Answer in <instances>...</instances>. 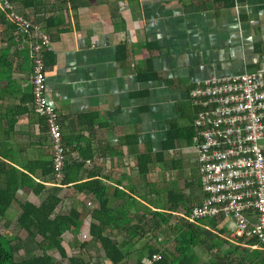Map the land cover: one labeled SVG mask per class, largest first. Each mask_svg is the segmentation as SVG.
Segmentation results:
<instances>
[{"label":"crops","instance_id":"crops-1","mask_svg":"<svg viewBox=\"0 0 264 264\" xmlns=\"http://www.w3.org/2000/svg\"><path fill=\"white\" fill-rule=\"evenodd\" d=\"M8 1L15 13L41 25L49 36L50 48L43 54L46 89L59 115L66 163L90 157L83 162L81 181L94 174L152 211L166 205L172 173L180 171L182 158L196 162L192 147L178 144L161 152L170 127L183 129L193 120L188 100L192 85L212 76L264 71V0H235L230 8L213 0ZM31 68L30 39L10 22L0 2V162L24 173L33 170L32 179L45 187L38 196L18 190L5 218L13 204L39 205L54 191L62 200L69 193L71 206L81 208L82 200L96 206L92 196L71 186L56 187L52 175L42 174L51 162V149L42 119L31 111ZM188 109L192 116L187 124ZM165 152L177 156L169 159ZM144 154L150 163L143 177L138 156ZM161 169L171 186L165 189L164 203L148 183ZM187 176L181 177L184 188ZM145 186L147 196L141 192ZM110 198L111 205L121 204ZM202 198L199 187L191 205ZM219 228L225 230L222 223ZM218 236L232 244L227 235ZM232 245L245 248L240 242Z\"/></svg>","mask_w":264,"mask_h":264},{"label":"built area","instance_id":"built-area-1","mask_svg":"<svg viewBox=\"0 0 264 264\" xmlns=\"http://www.w3.org/2000/svg\"><path fill=\"white\" fill-rule=\"evenodd\" d=\"M0 2L10 22L30 39L31 111L45 125L51 175L56 187L63 189L60 183L68 149L59 115L47 95L43 54L50 48L49 36L41 25L15 13L8 0ZM188 100L194 111L191 147L203 198L192 206L186 221L222 219L224 226H233L229 242L255 241L243 246L264 253V71L197 81ZM82 232L78 233L80 239L89 240ZM159 260L160 255H153L144 264Z\"/></svg>","mask_w":264,"mask_h":264},{"label":"trees","instance_id":"trees-1","mask_svg":"<svg viewBox=\"0 0 264 264\" xmlns=\"http://www.w3.org/2000/svg\"><path fill=\"white\" fill-rule=\"evenodd\" d=\"M213 1L227 8L233 7L235 3V0ZM194 134L192 121L189 126L183 129L172 125L161 152L173 150L181 142L191 146ZM158 157L163 158V153H159ZM87 158L90 157H83L79 163H65L63 179L60 184L65 188L71 186L76 193L92 196L96 206L85 211L87 214L84 213L82 207L77 206H71L68 211L62 212L60 207L63 198L56 191L48 193L39 205L30 202L18 203L20 212L16 224L18 229L26 234V238L23 240L16 237L8 239L4 235H0V264H65V261L66 264H87L80 258L68 257L62 246L65 233H70L75 237L85 225L86 233L91 240L99 244L104 259L109 264H123L129 260L131 254L136 252L132 249L136 237L143 238L149 233L152 235L151 239L161 246L157 248L151 243H145L138 249L140 252H138L134 264H144L143 259H150L157 254L160 255V260L153 264H198L199 258L194 251L196 246L201 245V247H205L206 251H211L218 246L217 243L212 244L207 240V237L213 234L207 228L223 235L224 228L217 229L223 220L200 219L196 223L186 221L185 217L189 215L192 206L183 191L180 192L174 187L175 189L169 190L167 193L165 206L157 207L159 210L154 211L150 210L148 206H143L145 211L139 215L135 209L137 201L132 196L118 189L111 190L112 188L107 183L95 178L94 174L88 175L89 180L81 181L80 172L83 162ZM149 163L148 154L138 156V170L141 176L144 177L148 174ZM46 167V171L42 172L43 176L52 174L51 162ZM34 174L31 169L28 173H24L0 162V219H5L12 203L16 202L18 190L28 189L36 196L45 192V187L32 179L31 176ZM189 186L192 185L189 184ZM199 187H201L200 182ZM109 196L120 200L121 204L111 205ZM172 218H175L176 223L170 226ZM85 219L88 220L87 224H84ZM203 220L207 221L206 228L198 226L199 223L204 222ZM166 229L170 231L171 235L165 234ZM114 234H123L124 240L119 244L115 243ZM218 234L212 236L218 240L220 238ZM158 235L165 237V243L173 241L175 243L173 249H167V245L162 246V240H159ZM221 240L229 247L221 255L216 252L215 257L209 259V264H228L223 260V256L230 258L238 251L248 254L252 258L249 264H264L263 251L256 249L249 252L241 246L232 247L227 241ZM255 243V241L240 240V244L251 246ZM31 245L33 246L30 247ZM82 247L84 246L82 245ZM35 250L40 251V254H33ZM50 250H55L60 259H55L48 254ZM20 251L25 257L16 261L15 254ZM144 253L146 254L144 255ZM244 260L242 258L236 263L245 264Z\"/></svg>","mask_w":264,"mask_h":264},{"label":"rangeland","instance_id":"rangeland-1","mask_svg":"<svg viewBox=\"0 0 264 264\" xmlns=\"http://www.w3.org/2000/svg\"><path fill=\"white\" fill-rule=\"evenodd\" d=\"M191 111L188 109L187 111V120L186 123L188 124L189 121L191 120ZM179 146H183V149H191V146H186L183 142L178 143ZM188 153H192V150H188ZM168 155L169 159H174L177 155L175 152H165ZM195 160V159H194ZM194 160L192 158H188L186 156H184L180 162V165H178V167L180 168L179 172H173V183L172 185V189L177 188L178 191H183L184 194H186V196H188V199H190V206H193L191 204H193L195 202V196L198 197L199 196V176L197 174V170H196V165L194 162ZM173 161V160H172ZM159 167V166H158ZM158 169V168H157ZM177 173V174H176ZM185 174H187V180L188 183L191 184L192 186H189L188 184V188H184V181L183 178L185 177ZM181 177L182 180H181ZM142 181V180H141ZM175 182V183H174ZM193 182V183H192ZM148 183H150V185L153 186V188H155V192H156V197L158 202L164 203L166 195H165V189H170L171 186H169V183H165L164 182V175H163V170H156L154 174H152V176H150L148 178ZM143 185V182L141 183V185H139L140 187ZM146 185V184H145ZM144 186V185H143ZM175 187V188H174ZM145 190H143V188H141V192L145 193V195H148V188L145 186L144 187ZM152 188V190H153ZM181 188V189H179ZM138 194H140V191H136ZM190 194H192V197H190ZM64 195V193H63ZM69 193L66 192V195H64V197H66V199L69 197L68 196ZM195 195V196H194ZM66 199L63 200L62 205H61V211L62 212H66L69 210V208L71 207V202L70 201H66ZM69 200V199H67ZM152 202V200H150ZM155 200H153L154 202ZM87 201H83L82 200V209H84V213L85 211H87L89 208H91L93 205L91 204V206H87L86 205ZM137 206V207H135ZM135 209L136 211L140 214L143 213V211H145V207H143L142 205H140L138 203L135 204ZM139 206V207H138ZM133 207V208H134ZM132 208V209H133ZM10 211V210H9ZM9 213V212H8ZM6 213V214H8ZM19 213V208L18 205L13 204V208H12V212L10 213L11 215L7 216V218L5 219H0V235H4L6 238L11 239L12 237H16L19 239H25L26 238V234L19 230L16 224V219ZM87 214V213H85ZM148 219V218H147ZM175 218H172L171 220V225L173 226L175 222ZM204 222H201L200 224L205 225L207 221L203 220ZM88 220L85 219V223L87 224ZM135 223V222H134ZM147 229V228H145ZM86 225L84 228H82V233H85L86 231ZM167 235H171L170 231L168 229H166L165 231ZM233 232V226L229 223L225 224V230H224V234L229 236V234ZM74 235L70 234V233H65L64 237H63V242H62V246L63 248L66 250L68 257L74 256L77 258L82 259L85 263L87 264H109L103 256V253L99 247V244L91 239L87 240V241H82V239H80V237L78 236V234L73 237ZM120 237H118L117 235L114 234L113 236V240L115 243L119 244L124 240V235L123 234H119ZM151 234L149 233V235L144 236L143 238H139V236L136 237V242L133 244V248L134 251L132 253V257H130V260H127L125 263L123 264H134L135 260H136V256L138 255V252H140L138 249L141 248L145 243H151L152 245H154L155 241L151 239ZM159 240H162V246H166L167 249L172 250L173 246L175 245V243L173 241H170L169 243L166 242L165 243V237H163V235L159 236ZM223 238H219L218 240L211 236L207 237V240L209 242H211L212 244H216L218 246H216V248H214L211 251H206L204 248L205 247H201V245H198L194 248L195 254L198 256L199 258V262L198 264H209V259L212 257H215V253H219L220 255L223 254V252L227 249L229 246H226L222 240ZM224 240V239H223ZM133 243V242H132ZM230 244V243H229ZM82 245L84 247H82ZM232 245V244H230ZM33 245H31L30 247H32ZM155 246V245H154ZM233 247V245H232ZM243 248V247H241ZM250 250V249H249ZM145 252V251H144ZM33 254L35 255H39L40 251L35 250L33 252ZM48 254L52 255L55 259H60L58 254L56 253L55 250H50L48 251ZM146 253H144L145 255ZM218 254V255H219ZM25 255L23 254L22 251H20L18 254H15V260L16 261H20L22 259H24ZM245 259L244 263L245 264H249L252 260V258H250L248 256V254H244L241 251H238L237 253H235L234 255H231L230 258H226L225 256H223V260L226 261V263L228 264H237L236 262L239 261L240 259ZM248 259V260H247ZM145 260V259H143ZM66 264V261H65Z\"/></svg>","mask_w":264,"mask_h":264}]
</instances>
